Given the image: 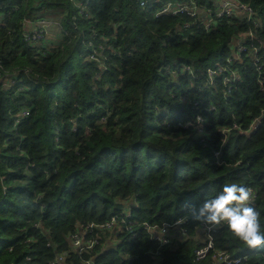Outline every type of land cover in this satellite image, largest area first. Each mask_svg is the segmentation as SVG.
<instances>
[{
  "label": "trees",
  "instance_id": "16d2710c",
  "mask_svg": "<svg viewBox=\"0 0 264 264\" xmlns=\"http://www.w3.org/2000/svg\"><path fill=\"white\" fill-rule=\"evenodd\" d=\"M168 1L201 13L155 15ZM237 1L250 20L217 16L220 0H0V264H208L195 259L202 222L191 209L222 183L256 189L264 223V0ZM40 20L54 38L25 41L26 22ZM240 39L231 92L219 76L206 88L207 69ZM179 63L195 73H165ZM198 117L196 135L183 128ZM235 128L246 134L223 136ZM113 216L129 229L82 233ZM176 220L191 237L152 260L143 224ZM74 234L100 244L76 252ZM108 236L118 244L103 249ZM213 240L246 254L238 264H264V244L249 247L224 226Z\"/></svg>",
  "mask_w": 264,
  "mask_h": 264
},
{
  "label": "built area",
  "instance_id": "2783aa9c",
  "mask_svg": "<svg viewBox=\"0 0 264 264\" xmlns=\"http://www.w3.org/2000/svg\"><path fill=\"white\" fill-rule=\"evenodd\" d=\"M140 5L145 6V0H140ZM201 11L195 7L192 3L185 4V3H179L177 1H168L165 5H163L159 10L155 12V15H169V16H177L179 14H186L189 16H196ZM238 16L240 18H246L247 20L251 19L252 16V9L241 2H238L237 0H220L219 3V9L217 12V16L219 17H230V16ZM252 24L254 26L258 25V22L256 20L252 21ZM0 25H2V21L0 20ZM51 25L50 21L47 20H40L37 23H31L26 22V32L24 33V40L31 43H36L39 39H41L45 34H47V37L49 35L48 27ZM188 26V24H186ZM208 27V23H206V28ZM245 35H242L243 38ZM243 39H240L238 41V45L235 48V51L232 53L231 56H227L223 64H217L215 69H207V84L206 88L211 87L213 90L215 88V82L213 78H216L219 76L221 78L220 82L223 85V95H227L231 92L233 87L235 86V82L239 80V73L237 69H231L230 63L233 60H241L242 54L246 52V47L242 43ZM255 63H259V61L256 60ZM262 67V64L258 65V69ZM180 71V73H189L193 75L195 72L194 70H191L189 66H187L185 63H179L177 65L176 69H171L170 66L164 67L165 73L168 75H175L176 71ZM264 75L260 77V83L263 82ZM12 82V80H10ZM3 84L7 85V80H3ZM28 111L22 110L18 114V119L23 116H27ZM258 121H254L253 125L251 126V129L246 134L245 132H242L239 128H235L233 132H228V129L226 131H222V134L224 137H239L244 136L245 134H251L258 126ZM184 127L192 126L195 129L194 135L196 133L200 132L201 129L204 127V124L202 123V120L200 117L197 118V121L195 123L193 122H185L183 124ZM216 156H218V151L214 152ZM220 163L219 161L217 162ZM253 190L254 193V201L256 197V189L253 187H250ZM166 225L165 234L164 233V227ZM219 226H210L204 223H201L199 225V232H200V238H201V245L197 247L194 250L195 259L197 261H207L208 264H238L241 261H243L246 258V254H230L225 249H219L215 246V242L213 240V232L218 229ZM97 230L99 232H103V234L107 231H111L112 233L116 232H122L125 230H128V226H120L118 225L117 218L115 216L111 217L110 220L103 222L101 224H88L84 226L83 232L92 230ZM159 229V232L162 234L153 235V230ZM142 230L149 233L150 240L156 244V248L154 251L149 253V256L152 260L157 258V256L160 255V248L171 244L172 241L177 238V235H179L181 238H187L189 239L191 236L188 233V228L186 227L185 223L182 220H176L174 222H163L161 225H149L147 223L143 224ZM74 243L76 252L79 250V252H88L91 250V248L94 245L100 244L99 242V236L96 235V237H91L89 239H86L85 242L82 241L81 234H74L73 235ZM165 241V242H164ZM164 242V243H163ZM87 250V251H86ZM61 258V257H60ZM62 259V258H61ZM63 262L61 264H65L64 257L62 259ZM56 264V263H54ZM85 264H93L90 260H87Z\"/></svg>",
  "mask_w": 264,
  "mask_h": 264
},
{
  "label": "clouds",
  "instance_id": "9594fccd",
  "mask_svg": "<svg viewBox=\"0 0 264 264\" xmlns=\"http://www.w3.org/2000/svg\"><path fill=\"white\" fill-rule=\"evenodd\" d=\"M191 211L194 219L210 226H224L249 247L264 244L262 213L254 205L253 190L245 183H222L215 193L205 194ZM165 230L166 225L163 234ZM158 234H162L159 229L153 230V235Z\"/></svg>",
  "mask_w": 264,
  "mask_h": 264
},
{
  "label": "rangeland",
  "instance_id": "374dc122",
  "mask_svg": "<svg viewBox=\"0 0 264 264\" xmlns=\"http://www.w3.org/2000/svg\"><path fill=\"white\" fill-rule=\"evenodd\" d=\"M52 34H54V33L52 32ZM180 128H182V127H180ZM183 128H186V127H183ZM180 130H181V129H180ZM173 134H177V130H174V131H173ZM177 238L180 239L181 237H180L179 235H177ZM109 240L115 241V239H107L106 242H108ZM70 243H71V245H70V246H71V249L74 250L75 246L73 245V243H74L73 235L71 236ZM113 244H114L115 246H117L118 242L115 241ZM108 247H110L109 244H108ZM77 252H79V250H78ZM80 253H83V252H80ZM157 259H158V258H157Z\"/></svg>",
  "mask_w": 264,
  "mask_h": 264
},
{
  "label": "crops",
  "instance_id": "0c3cea01",
  "mask_svg": "<svg viewBox=\"0 0 264 264\" xmlns=\"http://www.w3.org/2000/svg\"><path fill=\"white\" fill-rule=\"evenodd\" d=\"M52 33H50L49 32V35H48V37H50V39H53L54 37L51 35ZM200 233V232H199ZM115 237V236H114ZM113 237V238H114ZM110 238V236H108V237H106V239H105V243H103L101 246L103 247V249H107V248H109L108 247V244H110V241H112V240H109L108 242H106L107 241V239H109ZM110 246V245H109Z\"/></svg>",
  "mask_w": 264,
  "mask_h": 264
}]
</instances>
